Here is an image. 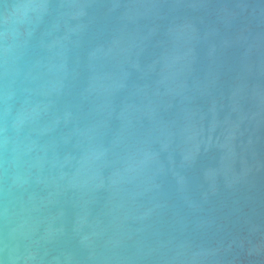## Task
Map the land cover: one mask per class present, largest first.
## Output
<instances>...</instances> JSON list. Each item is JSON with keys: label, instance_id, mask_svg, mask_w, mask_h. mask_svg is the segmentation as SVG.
Instances as JSON below:
<instances>
[{"label": "water", "instance_id": "1", "mask_svg": "<svg viewBox=\"0 0 264 264\" xmlns=\"http://www.w3.org/2000/svg\"><path fill=\"white\" fill-rule=\"evenodd\" d=\"M0 264H264V0H0Z\"/></svg>", "mask_w": 264, "mask_h": 264}]
</instances>
